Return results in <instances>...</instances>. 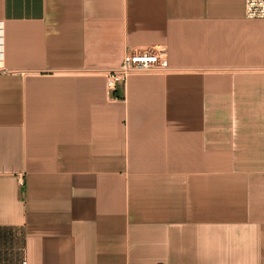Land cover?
I'll list each match as a JSON object with an SVG mask.
<instances>
[{"label": "crops", "instance_id": "crops-1", "mask_svg": "<svg viewBox=\"0 0 264 264\" xmlns=\"http://www.w3.org/2000/svg\"><path fill=\"white\" fill-rule=\"evenodd\" d=\"M0 21V264H264L245 0H0ZM152 48L168 69L108 91Z\"/></svg>", "mask_w": 264, "mask_h": 264}, {"label": "built area", "instance_id": "built-area-1", "mask_svg": "<svg viewBox=\"0 0 264 264\" xmlns=\"http://www.w3.org/2000/svg\"><path fill=\"white\" fill-rule=\"evenodd\" d=\"M245 16L249 19H264V0H245ZM4 24L0 21V57L3 53ZM169 67L164 50L152 48L134 50L125 54L121 64L105 72L106 87L112 92L118 83H125L136 72L166 70ZM22 264L27 261L22 260Z\"/></svg>", "mask_w": 264, "mask_h": 264}]
</instances>
